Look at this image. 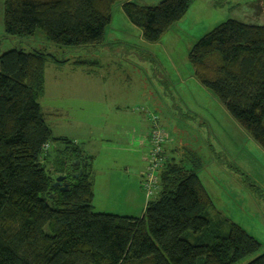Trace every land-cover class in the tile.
Instances as JSON below:
<instances>
[{
    "label": "trees",
    "instance_id": "16d2710c",
    "mask_svg": "<svg viewBox=\"0 0 264 264\" xmlns=\"http://www.w3.org/2000/svg\"><path fill=\"white\" fill-rule=\"evenodd\" d=\"M194 1L141 7L131 0H4V29L22 40L41 31L59 49L93 47L104 41L112 7L123 3L131 23L155 43ZM50 57L68 62L42 51L0 55V264H238L261 249L233 222L226 220L227 233L215 229L198 170L171 160L141 218L94 212L93 158L55 138L41 109ZM189 60L196 79L264 150V24L228 20L194 45ZM52 143L60 147L48 171ZM61 175L66 192L54 186ZM206 229L210 243L184 238ZM247 264H264V254Z\"/></svg>",
    "mask_w": 264,
    "mask_h": 264
},
{
    "label": "rangeland",
    "instance_id": "374dc122",
    "mask_svg": "<svg viewBox=\"0 0 264 264\" xmlns=\"http://www.w3.org/2000/svg\"><path fill=\"white\" fill-rule=\"evenodd\" d=\"M131 1L152 7L163 0ZM228 20L263 25L261 1L195 0L155 43L144 39L123 3H116L102 44L59 49L41 31L30 39L8 37L4 0H0V55L22 49L68 60L48 59L40 105L54 137H69L95 155L94 212L141 217L145 202L156 197L163 166L154 173L153 196L148 198L143 188L153 160L152 118L156 116L166 136L164 164L171 160L198 170L213 202L208 219L215 229L227 233L228 220L261 243L257 253L238 263L247 264L264 254V150L196 79L189 60L194 45ZM74 67L79 75L71 72ZM88 74L92 77L81 85ZM59 147L50 144L48 171ZM136 182L144 204L129 201L122 193ZM204 232H189L184 238L210 243L209 230Z\"/></svg>",
    "mask_w": 264,
    "mask_h": 264
},
{
    "label": "built area",
    "instance_id": "2783aa9c",
    "mask_svg": "<svg viewBox=\"0 0 264 264\" xmlns=\"http://www.w3.org/2000/svg\"><path fill=\"white\" fill-rule=\"evenodd\" d=\"M152 120L154 123V128L151 135V144L153 147L151 154L153 160L151 163L150 172L147 174V179L143 183V188L146 191L148 198L153 196L157 184V176H155L154 173L159 171V168L164 165V145L166 143V136L158 124V118L154 116Z\"/></svg>",
    "mask_w": 264,
    "mask_h": 264
},
{
    "label": "crops",
    "instance_id": "0c3cea01",
    "mask_svg": "<svg viewBox=\"0 0 264 264\" xmlns=\"http://www.w3.org/2000/svg\"><path fill=\"white\" fill-rule=\"evenodd\" d=\"M67 63V62H66ZM73 69V71H71L73 74H74V76H76V75H79V74H77L76 73V70H74V69H76L75 67L74 68H72ZM81 75H84V73L82 72L81 73ZM73 76V77H74ZM85 78H83L84 79V81H82V84L81 85H83L87 80H86V78L87 77H92V75H90V74H88L87 76H84ZM45 84H46V78H45ZM49 126V125H48ZM50 127V126H49ZM50 129H51V127H50ZM51 131H52V129H51ZM52 133H53V131H52ZM55 138H67V139H70L69 137H66V136H57V137H55ZM71 141H73L74 143H76V144H78L76 141H74V140H72V139H70ZM79 145V147L80 148H82V150L84 151V153L86 154V155H88V156H90V157H92L93 158V161H92V171H93V190H94V200H95V196H96V193H95V191H96V176H95V173H94V170H93V165H94V160L96 159V157H95V155H93V154H89L85 149H84V147L83 146H81L80 144H78ZM141 186H139V184H137V182L134 184V185H132L131 187H127V188H124L123 189V195L124 196H127V197H129V201H130V199L131 200H134V201H138V200H140V201H142L141 202V204H144L143 202H144V197L142 196V194H141ZM94 200H93V203H94ZM146 203V205L148 204V202L146 201L145 202ZM94 206V205H93ZM144 212H145V210H144ZM110 214V213H109ZM117 215V214H116ZM118 215H120V216H128V217H133V218H141L143 215H144V213L141 215V217H136V216H133V215H121V214H118Z\"/></svg>",
    "mask_w": 264,
    "mask_h": 264
},
{
    "label": "water",
    "instance_id": "95a60500",
    "mask_svg": "<svg viewBox=\"0 0 264 264\" xmlns=\"http://www.w3.org/2000/svg\"><path fill=\"white\" fill-rule=\"evenodd\" d=\"M73 165H80V161L79 160L75 161ZM82 174H83V169H80L78 174L73 175V178H79V176ZM54 186L60 187L63 192L68 191L69 184L66 182V176L64 175L58 176L55 180Z\"/></svg>",
    "mask_w": 264,
    "mask_h": 264
}]
</instances>
